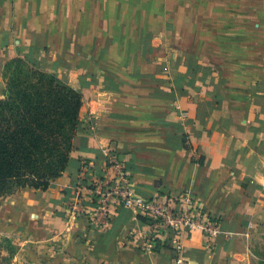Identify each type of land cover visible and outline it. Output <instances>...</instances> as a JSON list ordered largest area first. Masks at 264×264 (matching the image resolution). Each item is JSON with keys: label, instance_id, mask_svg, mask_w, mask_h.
I'll list each match as a JSON object with an SVG mask.
<instances>
[{"label": "crops", "instance_id": "0c3cea01", "mask_svg": "<svg viewBox=\"0 0 264 264\" xmlns=\"http://www.w3.org/2000/svg\"><path fill=\"white\" fill-rule=\"evenodd\" d=\"M14 58L83 95L68 170L47 191L21 190L1 207L15 211L33 243L68 264H256L249 239L264 234V0H0V101ZM110 155L140 195L167 203L192 194L221 219L215 249L200 230H183L177 251L173 234L157 236L116 204L107 220L76 217L85 164L112 176Z\"/></svg>", "mask_w": 264, "mask_h": 264}, {"label": "trees", "instance_id": "16d2710c", "mask_svg": "<svg viewBox=\"0 0 264 264\" xmlns=\"http://www.w3.org/2000/svg\"><path fill=\"white\" fill-rule=\"evenodd\" d=\"M0 101V199L24 189L47 191L69 168L83 95L56 74L14 58Z\"/></svg>", "mask_w": 264, "mask_h": 264}, {"label": "built area", "instance_id": "2783aa9c", "mask_svg": "<svg viewBox=\"0 0 264 264\" xmlns=\"http://www.w3.org/2000/svg\"><path fill=\"white\" fill-rule=\"evenodd\" d=\"M108 162L115 173L112 176L105 174L104 177L89 169L90 164H85L76 190V217L107 220L112 212L111 205L116 204L141 214L157 236L173 234L177 251L183 249L178 238L183 230H200L206 248L215 249L218 238L224 234L221 219L205 211L192 194H184L167 203L144 197L134 189L131 173L115 156L110 155ZM86 180L89 183L87 189L81 184Z\"/></svg>", "mask_w": 264, "mask_h": 264}, {"label": "rangeland", "instance_id": "374dc122", "mask_svg": "<svg viewBox=\"0 0 264 264\" xmlns=\"http://www.w3.org/2000/svg\"><path fill=\"white\" fill-rule=\"evenodd\" d=\"M12 198H1L0 210L1 207L9 206ZM12 214L15 215V211L10 208L0 211V264H68L63 253L57 254L51 250L49 244L33 243L21 231V226H17V221L11 217ZM43 220L41 218V221ZM249 243V250L256 264H264V234L255 233Z\"/></svg>", "mask_w": 264, "mask_h": 264}]
</instances>
